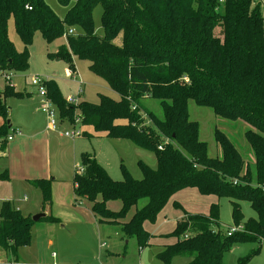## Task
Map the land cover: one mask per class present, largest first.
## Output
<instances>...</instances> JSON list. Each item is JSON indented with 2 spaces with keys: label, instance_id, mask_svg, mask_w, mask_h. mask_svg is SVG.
I'll return each mask as SVG.
<instances>
[{
  "label": "trees",
  "instance_id": "1",
  "mask_svg": "<svg viewBox=\"0 0 264 264\" xmlns=\"http://www.w3.org/2000/svg\"><path fill=\"white\" fill-rule=\"evenodd\" d=\"M57 1L67 8L62 19L45 0H0V75L28 69V46L36 33L51 44L74 28L77 33L65 36L67 49H59V59L71 72L75 70L71 56L87 62L89 71L118 99L98 95L97 104L69 105L55 83L47 81V96L60 122L72 125L76 115L80 127L129 141L156 160L154 169L137 163L139 180L122 167L121 181H113L93 155L83 153L82 171L73 178L75 200L88 201L99 222L120 226L125 239L133 238L142 250L155 238L144 229L145 223L153 224L178 192L194 189L200 196L213 197L217 203L205 215L188 214L173 202L182 218L170 233L158 236L171 241L156 255L162 264H171L177 257L187 259L185 264H223L233 245L264 242V19L260 4L254 0H223L222 7L218 0ZM96 4L101 6V37L93 28ZM10 19L22 43L21 52L8 38ZM2 95L21 97L22 93L7 86ZM150 99L158 102L162 118L143 108L142 102ZM189 101L226 121L252 127L243 136L253 155L254 179L248 162L218 130L213 136L221 157L208 156L207 145L198 137V124L189 118ZM7 112L0 99V117L7 119ZM8 126L7 121L0 126L3 155ZM8 180L5 170L0 181ZM28 183L40 191L41 208L49 207L52 180ZM223 198L230 201L232 226H242V232L228 236L230 228L222 229L219 200ZM142 200L145 204L138 207ZM110 202H119V210L109 209ZM241 202L249 204L255 217L244 218ZM39 221L59 223L49 215ZM33 225L30 216L3 201L0 253L16 261L18 249L30 245ZM249 261L250 256L238 264Z\"/></svg>",
  "mask_w": 264,
  "mask_h": 264
},
{
  "label": "rangeland",
  "instance_id": "2",
  "mask_svg": "<svg viewBox=\"0 0 264 264\" xmlns=\"http://www.w3.org/2000/svg\"><path fill=\"white\" fill-rule=\"evenodd\" d=\"M49 8L62 19L67 8L57 0H45ZM94 32L103 35L101 27V6L96 4L92 9ZM74 34L76 30L73 28ZM7 35L16 51L21 52L22 43L15 33L13 21L7 26ZM118 39L117 41H119ZM67 49L64 37L46 44L39 33L33 36L28 46L29 61L25 72H9L10 83L0 76V95L9 108L7 119L0 117V126L5 121H11L13 127H19L23 138H15L6 144V158L1 160L0 171L6 168L9 181L0 183V200L7 199L15 205L30 211L31 216L49 215L59 220L53 224L45 221L35 222L31 228V241L27 247L18 249L15 262L23 264H162L156 255L162 251L164 244L171 243L158 236L170 233L182 215L175 211L173 201H176L188 213H206L212 201L211 197H202L195 190L178 192L159 212L153 224L145 223L144 229L154 236L150 246L142 250L137 247L133 238L126 240L120 226L99 222L90 210L86 200H73V178L81 169L80 155H93L97 163L106 171L113 181H121L124 167L130 176L141 179L137 167L139 161L155 168L156 160L152 153L136 147L126 140L109 139L104 134L94 133L91 127H80L83 135L76 139L62 137L59 133L69 131L70 124H59L58 133L46 132V117L40 112L42 99L35 90L26 86L28 79L39 76L52 80L59 92L66 99L73 97L79 102L97 104L99 96L103 95L117 100L118 96L107 85L88 69V63L71 56L75 70L71 72L64 60L59 59L60 48ZM72 74V76H71ZM22 93L21 97L3 96L5 88ZM81 90V92H80ZM142 106L147 113L162 118L161 109L156 100H144ZM190 120L198 124L199 140L207 145L210 158H220L221 151L213 136L214 130L224 133L234 144L243 160L248 162L252 171L253 155L244 139V132L252 130L249 125L236 121H226L215 116L205 107H198L193 101L187 105ZM145 122L150 124L147 117ZM27 179H49L51 183V204L41 208V193L32 187ZM252 179L253 171H252ZM26 197V202H23ZM75 199V198H74ZM139 202L138 207L145 204ZM241 211L245 219L255 217L249 204L241 202ZM107 207L113 211L120 208L119 202H110ZM134 213L129 211L125 221ZM219 216L222 229L235 228L242 232L243 227L232 226L230 201L227 198L219 200ZM260 241H262L260 239ZM106 244L103 250L99 244ZM53 254V257L51 256ZM250 256L249 264H264V242L238 243L233 245L223 257V264H238V261ZM185 258H174L171 264H185ZM14 262L7 257L5 264ZM0 264H3L1 261Z\"/></svg>",
  "mask_w": 264,
  "mask_h": 264
},
{
  "label": "built area",
  "instance_id": "3",
  "mask_svg": "<svg viewBox=\"0 0 264 264\" xmlns=\"http://www.w3.org/2000/svg\"><path fill=\"white\" fill-rule=\"evenodd\" d=\"M223 0H218L219 5L222 7ZM254 2L260 4L261 6V16L262 19H264V0H254ZM74 31L72 29H69L67 33L64 35V38L66 35H73ZM72 76V74H71ZM5 81L10 83L11 76L10 74L4 75ZM48 80L41 78L39 76H32L28 79V86L33 88L35 90V94L42 99L40 112L45 115L46 117V131L52 132V133H58L59 124L61 123L58 117V113L51 101V99L47 96L46 91V83ZM81 92V90H80ZM66 103L69 105H77V99L73 97H69L66 99ZM66 122V121H65ZM67 123V122H66ZM80 119L78 116L75 115L73 118V124L70 125L71 129L69 131H64L63 133H59L62 137L69 138V139H76L82 136V131L79 127ZM21 133L18 129H10L5 136L4 144L10 143L14 140V138L20 136ZM161 149V148H159ZM3 154V153H2ZM82 169H79L78 172L81 173ZM234 184L236 181L233 182ZM262 191H264V186H262ZM238 231L235 228H230L227 235H231L234 232ZM186 238V237H185ZM105 244H100L99 248H104ZM53 257V254H52ZM6 264H19L17 262H9Z\"/></svg>",
  "mask_w": 264,
  "mask_h": 264
},
{
  "label": "crops",
  "instance_id": "4",
  "mask_svg": "<svg viewBox=\"0 0 264 264\" xmlns=\"http://www.w3.org/2000/svg\"><path fill=\"white\" fill-rule=\"evenodd\" d=\"M1 76V75H0ZM8 83V82H7ZM26 86H28V84L26 85ZM15 92V91H14ZM2 96L0 95V99H2L1 98ZM8 110H9V108H8ZM4 124V123H3ZM2 124V125H3ZM7 124H9V126H8V129L10 130V129H18L19 131H20V133H21V135L20 136H18V137H16V138H23L24 137V134L22 133V131L20 130V128L19 127H13L12 125H11V121H7ZM1 125V126H2ZM47 132V131H46ZM15 139V138H14ZM6 158V150H5V154L3 155V157H2V159L1 160H4ZM7 171V169L4 167H2V169H1V171H0V174L3 172V171ZM7 173H8V171H7ZM9 176V175H8ZM29 180H33V179H27V181H29ZM9 181V180H8ZM7 181V182H8ZM2 181H0V183H1ZM2 183H5V182H2ZM188 190H194V189H188ZM184 191V190H183ZM196 191V190H195ZM197 192V191H196ZM198 194V193H197ZM175 196V195H174ZM173 196V197H174ZM72 197H73V200H75L74 199V193L72 194ZM203 197V196H202ZM212 198V201L210 202V204H209V206L211 205V204H214V203H217V201L213 198V197H211ZM3 201H9V200H7V199H1L0 200V204L3 202ZM23 202H26V197H23V200H22ZM9 202H11V201H9ZM173 202H176V201H173ZM12 203V202H11ZM179 204V203H178ZM12 205H13V203H12ZM180 205V204H179ZM14 206V205H13ZM16 207H14L15 209H17V210H19L23 215H26V216H30V217H32L31 216V214H30V211H23V208L22 207H19V205H15ZM181 206V205H180ZM209 206H208V210H209ZM183 209V208H182ZM184 210V209H183ZM176 211V210H175ZM185 211V210H184ZM179 212V211H178ZM186 212V211H185ZM186 213H188V212H186ZM208 213V211L206 212V213H196V214H203V215H205V214H207ZM188 214H192V213H188ZM182 218V215L179 217V220ZM178 220V221H179ZM178 221H176V222H178ZM145 226V225H144ZM102 244H104V243H102ZM100 245V244H99ZM164 245H166V244H164ZM105 246H106V244H105ZM105 248V247H104ZM104 248H99L100 250H103ZM52 256V255H51ZM7 258V256L4 254V253H0V263H1V261H3V264H5V259ZM17 259V258H16ZM19 264H23V263H19Z\"/></svg>",
  "mask_w": 264,
  "mask_h": 264
},
{
  "label": "water",
  "instance_id": "5",
  "mask_svg": "<svg viewBox=\"0 0 264 264\" xmlns=\"http://www.w3.org/2000/svg\"><path fill=\"white\" fill-rule=\"evenodd\" d=\"M44 216H45L44 214H38V215L32 216L31 220L35 223V222H38L39 219L43 218Z\"/></svg>",
  "mask_w": 264,
  "mask_h": 264
}]
</instances>
